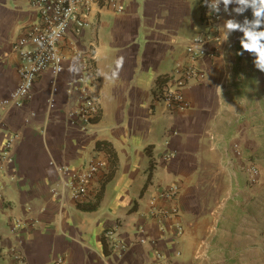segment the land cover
<instances>
[{
  "label": "crops",
  "instance_id": "0c3cea01",
  "mask_svg": "<svg viewBox=\"0 0 264 264\" xmlns=\"http://www.w3.org/2000/svg\"><path fill=\"white\" fill-rule=\"evenodd\" d=\"M221 2L219 39L194 63L203 78L184 89L185 110L170 112L157 91L206 32L201 0H126L122 13L94 10L80 36L69 33L63 70L44 72L25 107H0V151L17 136L0 171V264L59 257L64 264H247L241 257L250 253L260 264L264 61L244 47L251 34L264 49L260 0ZM37 21L30 0H0V103L18 87L25 63L15 42ZM75 47L94 54L98 69L91 90L101 114L87 131L71 118L81 97L70 88L81 77ZM94 159L106 165L87 197L76 203L60 195V169ZM171 188L177 194L166 197ZM108 230L125 250L106 242Z\"/></svg>",
  "mask_w": 264,
  "mask_h": 264
},
{
  "label": "built area",
  "instance_id": "2783aa9c",
  "mask_svg": "<svg viewBox=\"0 0 264 264\" xmlns=\"http://www.w3.org/2000/svg\"><path fill=\"white\" fill-rule=\"evenodd\" d=\"M126 0H30V5L38 16V21L28 27L15 42L14 48L22 53L25 61L20 69V83L10 94L5 103H0L4 109H21L34 97L36 81L44 72L52 70L60 73L66 59L64 44L68 40L69 33L74 31L80 36L90 25L88 17L98 8H107L115 13H122L125 9ZM204 14L206 32L198 36L187 47V63L180 68L175 76H169L162 87H158V96L167 103L170 112L185 110L189 107L184 98L183 91L186 86L203 78L200 71L194 66L202 57L208 55L206 48L211 39H219V26L224 15V5L221 0H201ZM72 55L80 62L81 77L71 83L72 91L81 94L79 104L71 115L74 123H78L82 130L87 131L89 125L96 121L101 114V103L98 95L91 89L98 82V69L96 56L91 53H83L76 47L71 51ZM17 136L10 135L5 149L0 151V171L8 168L11 163L10 152L12 151ZM173 154L167 155L166 159L173 158ZM106 163L101 159H94L81 168L73 171L70 167L60 169L64 177L60 195L69 196L73 201L82 202L90 193L94 180L104 169ZM259 179L257 168L248 170V180L256 184ZM177 189L171 188L165 192L166 197H174ZM214 214V213H213ZM22 223L17 221L13 230L16 232ZM106 242L115 249L125 250L126 246L121 241L117 231L108 230L105 233ZM142 243L147 241L141 240ZM21 259V257H19ZM63 257L57 258L51 264H64Z\"/></svg>",
  "mask_w": 264,
  "mask_h": 264
},
{
  "label": "rangeland",
  "instance_id": "374dc122",
  "mask_svg": "<svg viewBox=\"0 0 264 264\" xmlns=\"http://www.w3.org/2000/svg\"><path fill=\"white\" fill-rule=\"evenodd\" d=\"M264 5L260 3V43L264 39ZM240 257V256H239ZM252 254L243 255L242 259L250 258L247 264H251ZM264 261V173H261L260 179V264Z\"/></svg>",
  "mask_w": 264,
  "mask_h": 264
},
{
  "label": "clouds",
  "instance_id": "9594fccd",
  "mask_svg": "<svg viewBox=\"0 0 264 264\" xmlns=\"http://www.w3.org/2000/svg\"><path fill=\"white\" fill-rule=\"evenodd\" d=\"M224 3L227 5L229 3V0H224ZM260 3L262 5H264V0H260ZM256 15L259 16L260 13L257 12ZM227 27L229 29H231V28H234L236 26L234 24H232L231 22H229ZM262 35H264V34H262ZM249 39L252 41L251 44L250 45H244V47L259 50L261 52V59H262V61H264V49H261L260 46L258 45V43H257L258 37L249 34Z\"/></svg>",
  "mask_w": 264,
  "mask_h": 264
},
{
  "label": "trees",
  "instance_id": "16d2710c",
  "mask_svg": "<svg viewBox=\"0 0 264 264\" xmlns=\"http://www.w3.org/2000/svg\"><path fill=\"white\" fill-rule=\"evenodd\" d=\"M167 79H168V76H165L164 78H162V79L159 81V86H158V87H162L163 85H165L166 82H167Z\"/></svg>",
  "mask_w": 264,
  "mask_h": 264
}]
</instances>
